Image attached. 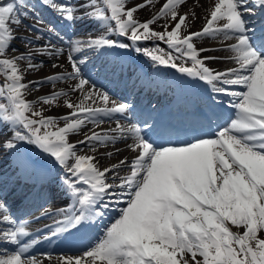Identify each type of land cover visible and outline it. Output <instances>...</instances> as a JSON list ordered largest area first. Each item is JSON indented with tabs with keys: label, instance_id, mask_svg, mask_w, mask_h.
Segmentation results:
<instances>
[{
	"label": "snow or ice",
	"instance_id": "snow-or-ice-1",
	"mask_svg": "<svg viewBox=\"0 0 264 264\" xmlns=\"http://www.w3.org/2000/svg\"><path fill=\"white\" fill-rule=\"evenodd\" d=\"M40 3L69 25L91 19L102 31L66 38L51 23L39 26L44 20L33 0H0V98L6 101L0 103V160L11 161L17 182L22 178L43 198L34 219H52L31 231L30 221H18L0 199V225H7L0 228V243L14 246L0 251V264H45L44 256L29 255L41 241L101 227L94 244L56 257V264H264V0H208L202 17L181 11L186 0H165L144 22L136 14L156 0ZM30 14L35 35L17 37L16 26ZM197 19L204 23L193 30ZM203 40L222 46L206 47ZM142 41L163 42L168 50L140 47ZM207 51L226 54L202 56ZM131 52L158 72L179 74L175 85L166 77L148 82L175 87L176 111L164 113L151 103L137 110L99 82L123 68ZM108 56L115 57L111 67L106 60L97 66ZM44 57L59 71L25 82L26 74L44 67ZM217 60L232 66L217 70L206 63ZM61 81L72 82L67 91L26 98L32 86L55 88ZM198 84L209 91L204 107L194 110L191 93ZM220 97L231 98L234 118L217 111L225 104ZM61 98L69 110L64 115L35 108ZM112 120L114 126H102ZM118 142L130 155L102 165L101 158L121 149H98ZM6 183L0 175V196ZM53 183L70 197L67 207L44 198ZM106 217L112 222L105 224Z\"/></svg>",
	"mask_w": 264,
	"mask_h": 264
},
{
	"label": "bare ground",
	"instance_id": "bare-ground-1",
	"mask_svg": "<svg viewBox=\"0 0 264 264\" xmlns=\"http://www.w3.org/2000/svg\"><path fill=\"white\" fill-rule=\"evenodd\" d=\"M138 2L144 3V0H138ZM164 2H165V0H156V3L154 4V6L150 5L147 9L139 11L136 14L137 18L145 20L147 17L151 16V14H154L162 6V4ZM207 6H208V0H186L185 5H183L181 7V11L182 12L183 11H189L190 15H191L192 12H194L197 16L202 17L204 15V10L207 8ZM77 22H80V24L75 27L74 32H76V31L88 32V31H90L92 29L96 30L97 26H98V24H97L98 22H96L94 20L88 22L87 19H86V20H81V21H77ZM203 23H204L203 19H197L195 21L194 26H193V30L199 29L200 26ZM163 24H164V21L161 20L160 24L157 25L156 27H159V26H161ZM16 30H24V29L23 28H21V29L18 28ZM23 33H25L29 37H32V34L29 31H25L24 30ZM81 36H82V34L78 35L77 37H81ZM17 44L21 48V50H23L24 42L20 41L18 39ZM202 45L206 46V47H214V46L221 45V44H219L217 41L203 40L202 41ZM209 54L225 55L226 53L221 52V51H207V52L202 53V56L203 55H209ZM39 59H44L46 61L44 67L42 69H38L36 71H33V72H30V73L26 74V81L25 82H27L28 80H33L35 78L42 79L46 75L51 74L53 71H59L58 69H56V70L52 69L51 63L47 62L48 58L44 57V58H39ZM37 62H38V60H37ZM61 62H63V58H61ZM209 64H211V66L218 65V66L221 67L220 69L227 68V67L232 65L230 62H226V61H223V60L210 61ZM163 77H164V75L158 76V78H160V79H163ZM71 83H72L71 81L57 82V84L55 85V88H53L52 85H48V86H44L43 88H41L42 90H40L37 93H34L33 90H29L27 95L30 98H32L31 97L32 95L33 96H37V95L42 96L41 95L42 93L46 94V92H47L48 94H50L51 91L59 90L61 88H64L67 91L68 88L71 86ZM70 97L73 100L77 99L76 95L73 94V93H70ZM68 111L69 110L66 108V106L64 104V98H61V100L58 101L56 104H54L52 106H49V111L47 113L48 114H53V115H58V114L67 113ZM102 126L105 127V128H108L110 126H114V121H106L105 124L102 125ZM2 127L3 126H0V128H2ZM88 127L91 128L92 126L89 125ZM83 131L87 132L88 128H85ZM81 138H82V134L81 135H72L70 137V140L72 142H74V141L79 140ZM116 148L121 149V152L116 154V155H114V156H112V157L105 156V157L101 158V164L102 165H107L109 163L118 162L119 159H121L123 156L130 155L129 151L126 149L125 143H123V142H118L114 147L109 145L107 147V149H104L103 147H101V148L98 149V151H100V152H102V151H113V152H115ZM0 162H1V160H0ZM0 165H1V163H0ZM64 199H65V202H67V198L64 197L62 201H64ZM36 205H38L37 202H27L26 201V202L19 203L16 206L18 207V209L20 207L23 208V209H28V208L32 209ZM9 209H11V207H9ZM45 254H49V253L45 252ZM45 254L38 253V254H36V256H44L45 257V264H48V261L46 259ZM78 254H80V252H65V253L62 252V253H59V254H50V255L53 258L52 259V264H56V259L55 258L60 256V255H78Z\"/></svg>",
	"mask_w": 264,
	"mask_h": 264
},
{
	"label": "rangeland",
	"instance_id": "rangeland-1",
	"mask_svg": "<svg viewBox=\"0 0 264 264\" xmlns=\"http://www.w3.org/2000/svg\"><path fill=\"white\" fill-rule=\"evenodd\" d=\"M3 3H5L6 4V2H3ZM138 19H140V18H138ZM142 21V20H141ZM24 22H22V24H23ZM25 25V24H24ZM159 29V28H158ZM159 30H162V29H159ZM42 69V68H41ZM33 89L35 90V91H40L41 90V88L39 87L38 89L35 87V86H33ZM27 98V97H26ZM38 99V98H37ZM35 108H36V110H41V109H43V111H44V114L46 115V114H48L47 112L49 111V106L48 105H43L42 104V102L41 103H39V104H37L36 106H35ZM54 130V129H53Z\"/></svg>",
	"mask_w": 264,
	"mask_h": 264
}]
</instances>
